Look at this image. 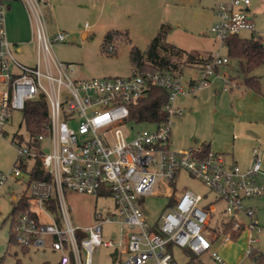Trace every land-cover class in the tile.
<instances>
[{"label": "built area", "instance_id": "2783aa9c", "mask_svg": "<svg viewBox=\"0 0 264 264\" xmlns=\"http://www.w3.org/2000/svg\"><path fill=\"white\" fill-rule=\"evenodd\" d=\"M12 2L22 3L30 18L35 43L32 66L14 58L13 45L6 38L5 10ZM250 5V0L218 2L210 33L220 47H226L225 40L230 36L242 32L255 34ZM41 8L40 0H0V137L5 135L4 127L12 114H22L29 101L42 100L48 107L46 134L37 137L38 145L21 144L16 138L19 132L15 133L11 144L16 148L17 163L8 173L0 171V197L11 179L18 181L23 175L29 178V193L24 194L28 207L17 216L9 214V236L16 247L24 252L49 248L58 254L57 264H92L93 248L100 245H125L127 259L123 264H177L172 255L174 247L196 257L208 254L221 263L220 256L212 251L211 239L217 236L206 235L217 200L224 203L221 245L232 241L242 230L249 234L260 232L253 209L245 206L246 200L264 196V186L258 182V146L252 148L251 164L246 169L228 164L224 156L210 150L205 152L202 144L186 150L170 147L171 119L184 114V109L175 104L177 97L194 96L209 88L216 78L224 84L222 92L237 87L228 76L216 72L228 64V59L213 56L200 65L197 78L186 82L163 73L77 79L73 66L58 61L53 54V46L64 43L67 34L49 37ZM112 49L109 46L107 51ZM151 88L168 93L166 119L131 137L136 123L129 120V107L144 99ZM21 164L28 166V171L38 166L49 181L32 180ZM181 172L200 181L216 200L202 204L204 197L192 191L174 193L171 185L176 184ZM67 190L93 197L109 196L116 214L104 218L97 215L88 226L74 225L65 202ZM162 194L171 199L170 205L157 224L149 225L143 201ZM17 199L16 196L11 202ZM107 223L119 225L117 243L102 241L103 225ZM256 243L257 239L249 237L245 258L258 261L264 256L255 250Z\"/></svg>", "mask_w": 264, "mask_h": 264}, {"label": "rangeland", "instance_id": "374dc122", "mask_svg": "<svg viewBox=\"0 0 264 264\" xmlns=\"http://www.w3.org/2000/svg\"><path fill=\"white\" fill-rule=\"evenodd\" d=\"M216 0H52L47 8H41L40 14L46 33L53 38L57 33L67 34L64 43L53 46L55 58L74 68V77L77 79H114L126 78L132 74V67L128 54L131 47L144 51L162 24L170 27L167 42L187 53L220 55L227 57L226 49L220 47L218 41L210 33L215 22L212 8ZM222 1V0H220ZM250 15L255 26V37H259L264 44V0H250ZM136 6L129 9V6ZM84 31H80L83 29ZM110 31L127 33L130 43L121 42L117 52L107 54L103 50V37ZM85 34V36H84ZM251 32H242L241 38L250 37ZM33 33L27 44L19 46L20 52L12 47L14 58L27 66L34 64L35 43L32 42ZM198 66H187L179 76L182 82L189 80L192 75L198 74ZM218 75H226L235 86L242 89L243 78L237 72V63L229 59L228 64L218 69ZM259 82L262 97H264V66L251 72ZM220 78H216L208 90L199 92L196 99L192 96H179L175 104L194 102L193 108L184 109V114L171 119L170 147L173 150H186L196 147L205 141V136L211 135L212 111L215 107L229 109L231 106L230 93L221 92L223 86ZM233 94V93H232ZM229 97V98H228ZM264 99V98H263ZM264 101V100H263ZM181 105H184L183 103ZM194 114V116H193ZM152 123H136L131 130V137L137 132L150 130ZM5 135L0 137V171L8 173L17 163L16 148L11 144L15 133L24 134L21 113H13L12 119L4 127ZM207 143V141H205ZM48 153V148L45 149ZM29 178L27 175L18 181L11 179L0 197V260L6 264H57L58 254L49 248L43 251H20L10 244L9 214L12 212L11 196L27 195ZM174 193L189 190L204 197L202 204L216 200L215 196L198 180L181 172L175 185H171ZM164 194V192H162ZM147 197L143 201V213L149 225H155L159 217L170 205L171 199L165 195ZM65 202L74 225L88 226L96 221V216L104 218L116 214L114 202L109 196L93 197L65 191ZM252 199L245 201L246 205L253 204ZM216 212L212 213L206 227V235L211 239L212 251L221 258V263L215 262L208 254L198 257L200 264H258L255 258H245L249 237L257 239L255 250L264 253V203L255 207L260 232L248 231L237 239L221 245L225 228L223 216L224 203L216 201ZM240 221L246 224L244 218ZM102 241L117 243L120 239V227L117 223L103 225ZM123 243L125 240L123 238ZM117 250V256L111 254ZM172 255L177 264H186L189 256L174 247ZM264 259V256H262ZM127 259L125 245L118 248H106L103 245L95 246L91 253L92 264H123Z\"/></svg>", "mask_w": 264, "mask_h": 264}, {"label": "trees", "instance_id": "16d2710c", "mask_svg": "<svg viewBox=\"0 0 264 264\" xmlns=\"http://www.w3.org/2000/svg\"><path fill=\"white\" fill-rule=\"evenodd\" d=\"M170 27L162 24L144 51L137 47H131L128 58L132 67V73L139 75L163 73L174 77H179L182 70L191 64L203 65L211 60V56L198 58V55L187 53L167 42V35ZM121 42L130 43L127 33L110 31L103 37V50L107 54L117 52V46ZM227 59L236 61L237 72L243 78V88L245 90L260 94L261 90L256 77L250 76L255 69L264 66V45L259 37L251 33L250 37L241 38L239 35L230 36L225 40ZM112 46V51L107 48ZM218 72V69L216 70ZM229 77V76H228ZM230 79V77H229ZM168 101V93L160 88H151L148 95L129 107V120L135 123H160L166 119L164 107ZM24 127V134L16 135L22 144L27 146H37V137L45 135V125L48 122V107L42 100L29 101L25 110L21 114ZM207 152L208 146H204ZM21 169L31 176L32 180L49 181V176L42 173L38 166L30 168L21 164ZM12 215L17 216L23 213L28 207V199L22 195L16 202H12ZM238 234L234 237L236 238ZM10 237V236H9ZM10 244L14 245L10 237ZM22 251V250H21ZM24 252V251H23ZM189 256L186 264H200L198 257L190 252H185ZM264 264L263 257L257 261ZM0 264H6L3 259ZM16 264H20L19 261Z\"/></svg>", "mask_w": 264, "mask_h": 264}, {"label": "crops", "instance_id": "0c3cea01", "mask_svg": "<svg viewBox=\"0 0 264 264\" xmlns=\"http://www.w3.org/2000/svg\"><path fill=\"white\" fill-rule=\"evenodd\" d=\"M40 2L42 8H47V6L51 5L52 0H40ZM218 2H220V0H216L213 5V16ZM135 6V4H132L129 6V9H134ZM4 28L8 42L16 48V52H20L21 49L19 48V46L27 44L32 33L30 18L25 6L22 3L12 2L6 6ZM80 31H84V27ZM207 56H211V54H198V58H206ZM188 66H198V74L192 75L191 77H189V80L197 78L200 73V64H191ZM206 90H208V88L203 89L199 92H203ZM231 90H229V92ZM197 94L192 96V98L196 99ZM263 98L264 97H262V91L260 94H257L245 90L243 87L241 89L240 86L237 87L235 92L231 91V106L229 107V109L223 110L215 107L212 111L211 122L214 130L211 132L210 136H205L204 140L207 141V143L203 141L202 145L208 146V149L211 152L224 156L228 164L235 163L243 169H246L250 166L251 150L253 147L258 146L261 153V174L258 177V182L264 186ZM182 103L184 105H181ZM182 103H180L179 105L177 104V106L180 108L184 107L185 109L193 108V101ZM15 197L16 196H11L10 202L14 201ZM252 200H254L253 204H245V206L253 209L254 211L255 207H259L264 203V196L252 198ZM255 220L258 223L256 215ZM244 232L245 231L242 230L238 234L236 239Z\"/></svg>", "mask_w": 264, "mask_h": 264}, {"label": "water", "instance_id": "95a60500", "mask_svg": "<svg viewBox=\"0 0 264 264\" xmlns=\"http://www.w3.org/2000/svg\"><path fill=\"white\" fill-rule=\"evenodd\" d=\"M263 45H264V44H263ZM116 255H117V252H116V251H114V252L111 254V257L115 258V257H116Z\"/></svg>", "mask_w": 264, "mask_h": 264}]
</instances>
